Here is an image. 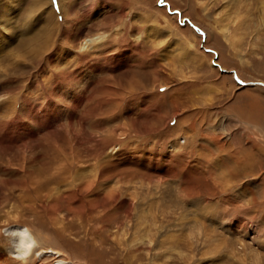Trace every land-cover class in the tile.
Masks as SVG:
<instances>
[{
	"label": "rangeland",
	"instance_id": "1",
	"mask_svg": "<svg viewBox=\"0 0 264 264\" xmlns=\"http://www.w3.org/2000/svg\"><path fill=\"white\" fill-rule=\"evenodd\" d=\"M23 263L264 264V0H0Z\"/></svg>",
	"mask_w": 264,
	"mask_h": 264
},
{
	"label": "bare ground",
	"instance_id": "2",
	"mask_svg": "<svg viewBox=\"0 0 264 264\" xmlns=\"http://www.w3.org/2000/svg\"><path fill=\"white\" fill-rule=\"evenodd\" d=\"M60 2H62V1H60ZM102 38L97 37V38L92 39L91 41L92 42L99 41V39H102ZM89 186H91V185H89ZM19 239H20L19 240V244L17 245V247L14 250V255L17 258L16 260H19V259H21L23 261L24 260H28L29 258L34 256V254H36L40 250L39 248H36L37 247V245H36L37 242L35 241L34 237L29 233V230H25L24 233H22V235H21V237ZM42 253L43 252H38V254H42Z\"/></svg>",
	"mask_w": 264,
	"mask_h": 264
}]
</instances>
